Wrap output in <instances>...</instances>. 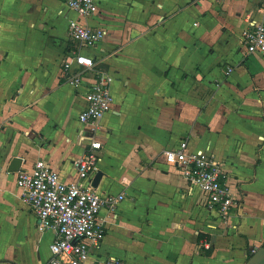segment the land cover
Returning <instances> with one entry per match:
<instances>
[{
    "label": "crops",
    "instance_id": "obj_1",
    "mask_svg": "<svg viewBox=\"0 0 264 264\" xmlns=\"http://www.w3.org/2000/svg\"><path fill=\"white\" fill-rule=\"evenodd\" d=\"M76 17L62 0H0V264H48L55 236L21 201L17 172L42 161L68 182L84 150V89L61 70L76 49L68 37ZM248 18L264 23V0H98L85 22L105 35L81 51L115 81L90 180L124 200L113 212L101 209L106 234L92 257L264 261V54L244 56ZM184 139L222 164L239 205L228 221L165 163L162 152ZM14 159L18 171L9 170Z\"/></svg>",
    "mask_w": 264,
    "mask_h": 264
},
{
    "label": "built area",
    "instance_id": "obj_2",
    "mask_svg": "<svg viewBox=\"0 0 264 264\" xmlns=\"http://www.w3.org/2000/svg\"><path fill=\"white\" fill-rule=\"evenodd\" d=\"M62 1L77 16L68 22V37L76 49L62 61L61 70L73 89H84L85 106L77 121L81 125L79 139L85 146L82 155L74 160L73 180L63 181L56 171L37 161L30 170L17 172L16 186L21 201L35 215L39 229L55 233L48 264H124L114 257L91 256L106 234L99 220L101 209L113 212L124 200L123 194L98 193L90 180L101 161L102 144L96 133L103 117L112 110L115 81L112 73L100 69L93 58L81 51L96 47L105 35L102 28L85 22L97 12L98 0ZM246 24L240 37L244 56L264 54V23L248 18ZM232 71V67L227 68L225 75ZM162 157L165 163L178 169L190 188L206 195L208 209H215L224 222L229 220L239 205L229 190L222 164L208 148L192 149L184 139L176 148L164 150Z\"/></svg>",
    "mask_w": 264,
    "mask_h": 264
},
{
    "label": "water",
    "instance_id": "obj_3",
    "mask_svg": "<svg viewBox=\"0 0 264 264\" xmlns=\"http://www.w3.org/2000/svg\"><path fill=\"white\" fill-rule=\"evenodd\" d=\"M19 163H20L19 159H14L12 161V163H11V166H10V169L9 170H11V171H18L19 170ZM93 186L96 187L94 184H93ZM261 251H264V250L261 249L260 250V254L262 253ZM258 259H259L258 256L253 255L252 257L249 258L247 264H259L258 263ZM263 262L264 261H262V263H260V264H264Z\"/></svg>",
    "mask_w": 264,
    "mask_h": 264
}]
</instances>
